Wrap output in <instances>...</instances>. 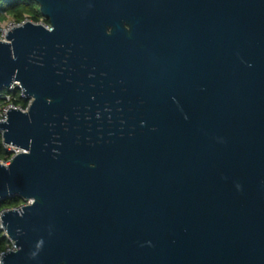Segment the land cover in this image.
Returning a JSON list of instances; mask_svg holds the SVG:
<instances>
[{"label": "water", "instance_id": "95a60500", "mask_svg": "<svg viewBox=\"0 0 264 264\" xmlns=\"http://www.w3.org/2000/svg\"><path fill=\"white\" fill-rule=\"evenodd\" d=\"M1 264H264V0H31Z\"/></svg>", "mask_w": 264, "mask_h": 264}, {"label": "trees", "instance_id": "16d2710c", "mask_svg": "<svg viewBox=\"0 0 264 264\" xmlns=\"http://www.w3.org/2000/svg\"><path fill=\"white\" fill-rule=\"evenodd\" d=\"M28 19L33 24L48 25V21L45 20L38 11V8L33 4L31 0H0V24L6 20H10L15 24H21ZM19 89L13 91L4 90L0 93V109H3L9 105L25 110L29 103V100L23 99ZM12 153L7 151L3 147L1 133H0V162H7ZM25 204L19 197H13L0 201V213L6 210L17 209ZM9 242L4 236V231L0 229V254L5 252L9 247Z\"/></svg>", "mask_w": 264, "mask_h": 264}, {"label": "built area", "instance_id": "2783aa9c", "mask_svg": "<svg viewBox=\"0 0 264 264\" xmlns=\"http://www.w3.org/2000/svg\"><path fill=\"white\" fill-rule=\"evenodd\" d=\"M26 22H30V21H28L27 19H25V21L22 22L21 24H15V23L12 22L10 27H8L7 29H2V30L0 31V34H1V38H2V39H0V41H4V40H5V35H6L7 32L11 31L13 28H16V27H19V26L23 25V24L26 23ZM39 24H40V23H39ZM41 25H42V24H41ZM44 26H45L47 29H49V25H47V26L44 25ZM18 87H19L18 84H14V85H12L7 91H13L15 88H16V89H19ZM19 90H20V89H19ZM20 92H21V91H20ZM20 96H21L23 99H25L22 93H21ZM27 100H28V99H27ZM29 104H30V100H29V103H28V105H27V108H28ZM27 108H26L25 110H21V109H19V108H16V107H13V106L9 105V106H7V107H5V108H3V109H0V122H5V121H6V113H7V111H8L9 109H18V110H20V111H26ZM3 147H4L7 151L11 152V153H12V156L10 157V159H9L7 162H0V164H2V165H4V166H8L9 163L11 162V159L13 158V156L19 153V150L15 149V148H10V147H8V146H6V145H4V144H3ZM27 203H30V202H25V204H27ZM25 204H24V205H25ZM0 216H1V213H0ZM4 236H5V238L8 240V242H9L10 245H9V247L6 249L5 252H3V253L0 254V264H1V259H2V257H3L6 253H8V252H13V251L16 250L14 243L11 242V241L6 237L5 233H4Z\"/></svg>", "mask_w": 264, "mask_h": 264}, {"label": "rangeland", "instance_id": "374dc122", "mask_svg": "<svg viewBox=\"0 0 264 264\" xmlns=\"http://www.w3.org/2000/svg\"><path fill=\"white\" fill-rule=\"evenodd\" d=\"M37 8H38V6L35 4V3H33ZM28 20V19H27ZM29 21V20H28ZM11 21L10 20H6L5 22H3V23H1L0 24V31L2 30V29H7L8 27H10L11 26ZM40 24H42L43 25V23L42 22H40ZM0 39H2L1 38V34H0Z\"/></svg>", "mask_w": 264, "mask_h": 264}]
</instances>
